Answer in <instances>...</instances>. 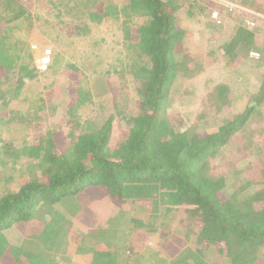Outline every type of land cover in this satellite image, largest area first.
Here are the masks:
<instances>
[{
    "label": "trees",
    "instance_id": "16d2710c",
    "mask_svg": "<svg viewBox=\"0 0 264 264\" xmlns=\"http://www.w3.org/2000/svg\"><path fill=\"white\" fill-rule=\"evenodd\" d=\"M259 1L236 3L262 14L264 0ZM34 2L0 0V264H135L143 257L141 245L150 239L156 249L148 255L160 264H264V138L254 148L259 160L250 163L251 131L264 123V18L251 15L249 25L240 15L244 11L215 0H123L121 5L50 0L51 10L45 11L50 19L43 20L48 25L57 21V40L66 33H87L85 17L104 24L122 15L124 43L147 60L130 58L127 69L105 70L120 73L127 97V82L134 83V109L124 105L96 121L75 124L77 108L96 99L80 84L62 119L68 132L53 127L45 138L35 117L39 106L31 97L23 99L26 113L11 106L25 86L45 74L32 65L26 39L9 36L24 27ZM73 4L80 13H72ZM222 9L225 22L221 19L215 32L202 35L201 45L207 40L208 50H187L185 40L192 33L180 26L178 15L203 21L211 18V10ZM22 52L28 61L21 60ZM201 71L213 90L209 100L216 103L203 102L205 109L193 124L187 120L191 112L170 119L171 104L176 112L192 101L187 92L173 95V87ZM224 76L245 84V94L237 93L245 106H237L231 87L219 83ZM95 82L105 83L102 76ZM65 91L71 94V86ZM210 109L220 115L213 132L207 129ZM116 124L122 134L113 146ZM242 139L246 144L241 145ZM225 156L230 158L225 170L215 172V161ZM256 167L259 175L250 181ZM104 198L118 214L127 205L143 213L131 217V224L111 213L79 226L75 218L86 204ZM159 219L165 223L154 226Z\"/></svg>",
    "mask_w": 264,
    "mask_h": 264
},
{
    "label": "rangeland",
    "instance_id": "374dc122",
    "mask_svg": "<svg viewBox=\"0 0 264 264\" xmlns=\"http://www.w3.org/2000/svg\"><path fill=\"white\" fill-rule=\"evenodd\" d=\"M49 1L50 0H35L33 4L34 6L31 8V16L25 18L24 27L20 30L14 29L9 33V36L13 35L14 38L19 37L26 39V42L29 44L28 52L33 50L30 60L32 62V65L36 66V68L39 59H41L46 52H50V55H52V64L47 72L45 74H40L39 78L36 81H33L25 86V90L20 95V99L18 101L12 102L11 104L12 108L19 110L22 113H26L27 106L25 102H23V99L24 97H31L34 105L39 106L38 112L35 117L40 120L42 128L40 129V135L44 136L45 138L46 136L51 135V129L53 127H57V130L61 131L62 129V131L65 130L66 133L68 132V130L62 125V119L66 115L67 109L70 106V102H74V100L72 99L74 97H77L76 89L80 84L82 87H84L85 91H89L91 94L95 95L96 99L91 104L88 103L85 106L77 108L76 114L78 118L75 120V124H77V122H80L83 125L85 122L90 120L96 121L99 117L104 116L105 114H111L118 107L123 110L124 105L132 104V106H134L136 101L138 100L134 91V83L127 82L128 90H126V92L129 94V96L127 97L121 91L122 83L120 73H115L112 71L109 72L105 70H116L117 68L127 69V65L131 63L130 58L131 61L133 60V62L138 63L145 62L147 60L146 58H142L135 50H128L126 43H124L125 23L122 15L121 18L111 17L104 24H97L90 21L89 18L87 19V17H85L87 21L86 23L89 25V32L87 31V33L81 36H69L66 33L65 36L60 39V41L57 40L56 38H54L55 34L59 32V29H57L56 26L58 24L57 21L51 23L53 26H51V24H45L44 21L50 19L51 16L49 13H45L46 10H51V4ZM109 1H114L117 5H121V3L123 2V0ZM226 1L236 3L239 0ZM256 1L258 2L259 0ZM259 3L262 4L260 1ZM70 8L73 9V14L78 11V13L81 12V8H75L74 4L71 5ZM250 11L251 13H257L255 10ZM211 12L212 10L210 11V14ZM257 14L264 18V13L261 14L259 12ZM240 15L243 16L244 20L249 19L248 24H253V22L250 20L251 15L248 12H244ZM221 16L222 20H224L225 22L227 13H225L223 9L221 10ZM178 19L180 26L192 33V36L188 37L187 40H185L186 49L190 51L196 50L205 53L208 50L209 44L206 43L207 40H204L205 42L203 43V45H201V42L203 40L202 35H205V33L208 32H215L216 29L214 27L218 26L215 25L211 18L206 19L205 17L202 21V18L200 17L191 16L190 14L185 13H180L178 15ZM252 19H254V17H252ZM51 20H53V16ZM82 22L84 23L85 20H83ZM2 25L4 26V23ZM131 25L133 27L138 26L133 22H131ZM14 40L16 41V39ZM10 41L11 39L9 37V42ZM35 46L37 47L36 49H34ZM20 47L22 48V45ZM15 50L17 51L16 48ZM128 52L130 53V55ZM21 55H23L21 60L23 59L24 62L28 61L23 52L21 53ZM83 63H85V65H83ZM71 65H74V68L70 69ZM67 76L77 78V80L72 82ZM99 76H102L104 78V85L102 84L100 86L95 82ZM249 77L251 76L249 75ZM207 78L208 77L206 73L204 71H201L194 72L190 78L185 77V82L182 80L178 81L177 86L180 84L181 87H173V95L181 92H187L186 94L190 96L189 98H192V101L190 103L180 104L179 109L177 108L176 112H174L173 108L175 104H171V108H169L168 111V115L171 117L170 119L178 117L177 113L185 116L191 112L194 113L192 118H186L187 120H191L193 124L198 117L199 111L205 109L203 102H205L207 106H212L213 103H216L215 99L213 101L209 100V95L213 90L209 89L211 86ZM86 81L88 82L86 83ZM219 83L227 84L231 87V92L237 99V106H245V101H243V99L237 98L238 90H240V92L244 90L242 94H245V92L247 91V88L245 84H243V82L237 81L236 79V83H234L232 79L228 80V78L224 76ZM59 84H61V86ZM232 84H234V86H232ZM29 85H31V87L28 90ZM70 86L72 88V93L67 94L65 89L69 88ZM104 86H106V88ZM8 87L9 86H6L5 88ZM132 108L134 109L135 106ZM214 111V109H210V111L208 112L209 125H207V129L209 132L216 131L220 123L218 122L216 124V119L220 115L215 114ZM69 127L74 128L71 124ZM13 134H15V131L13 132ZM121 134L122 128L116 124L115 132L113 133L111 141V144L113 146L119 142ZM2 135L3 133H0V140L4 138V136ZM263 138L264 123H260V125L255 126L251 131L250 139L255 143L253 142L254 145L251 148V151H254V153L250 156V159L252 160L250 163L253 162V164H255L254 161L259 160L257 158L259 157V155L255 154L254 148L258 146ZM244 142L246 144V140L242 139L241 145H243ZM218 160H214L216 164L214 165V171L220 173L221 171L225 170V163L228 162L230 158H219ZM260 170L261 168L256 167L254 171H251L249 173V180L251 181L257 178ZM150 207H152L151 209H154L153 205H151ZM119 211L120 210H113V206L109 198H104L94 205L86 204V209L83 214H80L79 217H76L75 219L76 223L78 222L79 226H90L92 223V219L95 216H97L98 219H107L110 214L113 213L118 218L117 220H121L123 222L131 224V217H139L143 213L140 209H135L132 205L125 206V209H122L121 214H118ZM161 211L165 212L164 208H161ZM164 220L165 219L154 220V226L155 224L157 227L162 226V223H165ZM186 243L188 244V242ZM176 247L179 248V245L177 244ZM155 249L156 242L154 241V239L146 240L139 249V253H141L143 257L137 258V260H135V264H160L157 260L153 259L152 255H148L149 251ZM160 251L161 256L165 257V252L161 248ZM75 255L76 254L74 250V256Z\"/></svg>",
    "mask_w": 264,
    "mask_h": 264
},
{
    "label": "clouds",
    "instance_id": "9594fccd",
    "mask_svg": "<svg viewBox=\"0 0 264 264\" xmlns=\"http://www.w3.org/2000/svg\"><path fill=\"white\" fill-rule=\"evenodd\" d=\"M215 1H217V2H219L221 4H223V5H225L229 10L238 9V10H241V11H244V12H248L250 15H253V16L256 15V16H258L257 13H254V12L251 13L250 9H246V8H244L242 5H240L238 3H234V2H230V1H226V0H215ZM214 13H218V15H219V18L217 20L215 19L214 23L221 24L222 22H219L218 21L220 18L222 19L221 12L219 10H212V12H211V19H214V18H212ZM247 23H248V20H247ZM36 48L37 47L35 46L34 49H36ZM51 58H52V55H51ZM41 59H39V61H41ZM39 61L37 63V69H39L38 68ZM51 64H52V59H51L50 66H51ZM50 66H49V68H50ZM42 72L46 73L47 71H42Z\"/></svg>",
    "mask_w": 264,
    "mask_h": 264
},
{
    "label": "built area",
    "instance_id": "2783aa9c",
    "mask_svg": "<svg viewBox=\"0 0 264 264\" xmlns=\"http://www.w3.org/2000/svg\"><path fill=\"white\" fill-rule=\"evenodd\" d=\"M213 17H214V19L217 20L219 18L218 13H214ZM50 63H51L50 52L49 53L46 52L45 56L41 59V61H39V64H38L39 70L40 71H47L49 69Z\"/></svg>",
    "mask_w": 264,
    "mask_h": 264
},
{
    "label": "bare ground",
    "instance_id": "6f19581e",
    "mask_svg": "<svg viewBox=\"0 0 264 264\" xmlns=\"http://www.w3.org/2000/svg\"><path fill=\"white\" fill-rule=\"evenodd\" d=\"M212 18H214V17H212ZM212 20L215 21V19H212ZM220 20H221V18L218 21L221 22Z\"/></svg>",
    "mask_w": 264,
    "mask_h": 264
},
{
    "label": "crops",
    "instance_id": "0c3cea01",
    "mask_svg": "<svg viewBox=\"0 0 264 264\" xmlns=\"http://www.w3.org/2000/svg\"><path fill=\"white\" fill-rule=\"evenodd\" d=\"M232 78V77H231Z\"/></svg>",
    "mask_w": 264,
    "mask_h": 264
}]
</instances>
